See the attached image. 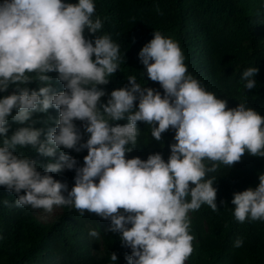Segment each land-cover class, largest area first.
Instances as JSON below:
<instances>
[{
	"label": "clouds",
	"instance_id": "1",
	"mask_svg": "<svg viewBox=\"0 0 264 264\" xmlns=\"http://www.w3.org/2000/svg\"><path fill=\"white\" fill-rule=\"evenodd\" d=\"M95 11L94 0L0 3V93L11 88L0 98V186L17 197V207L50 214L67 206L109 220L107 231L131 249L127 264H186L195 250L189 213L202 205L218 211L217 178L209 174L221 165L231 168L246 152L264 157V117L243 102L229 108L226 99L207 91L188 72L179 42L159 31L138 58L163 94L131 75L103 103L106 92L99 86L110 82L125 55L110 35H97L104 21ZM85 30L95 39L86 38ZM258 71H243L245 89L256 87ZM52 73L63 91L53 88ZM53 108L58 119L42 122L55 126L46 132L35 127L41 121L34 114ZM10 119L22 126L9 136ZM75 121L83 123V133ZM138 122L151 126L157 142L174 130L167 161L159 152L146 160L126 158L137 145ZM28 147L54 162L18 151ZM61 149H87L83 166ZM64 170L75 171L71 190L51 175ZM231 203L238 222L264 221V174L255 188L234 193ZM89 235L99 237L95 230ZM243 243L237 238L234 247ZM111 260H118L116 253Z\"/></svg>",
	"mask_w": 264,
	"mask_h": 264
},
{
	"label": "trees",
	"instance_id": "2",
	"mask_svg": "<svg viewBox=\"0 0 264 264\" xmlns=\"http://www.w3.org/2000/svg\"><path fill=\"white\" fill-rule=\"evenodd\" d=\"M94 3L95 15L104 21L97 35H110L125 55V63L110 77V82L99 86L106 92L101 98L103 103L113 90L125 87L131 75L142 86L163 94L159 83L148 79L138 58L154 31H159L179 42L188 72L207 91L226 99L229 108L243 102L264 117V0H94ZM85 36L95 39L87 30ZM249 67L259 70L254 77L256 87L251 90L244 88L245 81L241 79ZM50 75L53 88L63 91V84L55 81V73ZM29 87L38 89L39 85L32 83ZM10 92L11 88L8 93H0V98ZM58 115L54 108L46 114H34L41 121L35 127L46 132L55 125H45L42 121L47 116L58 119ZM75 123L83 133V123ZM9 124V136L22 126L11 119ZM137 127L140 129L137 145L126 158L146 160L150 154L159 152L167 161L169 146L175 142L174 130L163 133L162 140L157 142L151 136L150 125L138 122ZM87 138L84 134V141ZM18 151L40 163L55 159L41 157L31 147ZM61 151L75 157L78 166H83L87 149ZM58 155L59 152L57 158ZM260 174H264V157L247 152L231 168L221 165L217 172L209 174L217 178L213 186L217 189L218 211L202 205L198 211L189 213L195 250L186 264H264V221L238 222L231 203L234 193L258 186ZM51 175L66 182L69 190L74 186V170ZM16 198L0 186V264H127L125 257L131 254V249L122 246L119 234L107 231L109 220L88 212L81 216L74 207L60 206V214L51 222L43 223L36 217L37 212L45 213L42 209L17 207ZM5 199L11 206L4 205ZM92 230L99 233L98 238L89 235ZM237 238L244 241L240 248L234 247ZM111 253H116L117 261L111 260Z\"/></svg>",
	"mask_w": 264,
	"mask_h": 264
},
{
	"label": "rangeland",
	"instance_id": "3",
	"mask_svg": "<svg viewBox=\"0 0 264 264\" xmlns=\"http://www.w3.org/2000/svg\"><path fill=\"white\" fill-rule=\"evenodd\" d=\"M60 214V208L59 207H54L52 213H41L37 212L36 217L38 220H40L43 223H49L51 222L56 216Z\"/></svg>",
	"mask_w": 264,
	"mask_h": 264
}]
</instances>
